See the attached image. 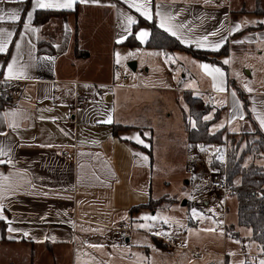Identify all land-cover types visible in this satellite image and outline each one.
<instances>
[{"label": "crops", "instance_id": "0c3cea01", "mask_svg": "<svg viewBox=\"0 0 264 264\" xmlns=\"http://www.w3.org/2000/svg\"><path fill=\"white\" fill-rule=\"evenodd\" d=\"M137 2L148 4L151 19L125 0H89L87 3L75 0L71 8L59 9H37L34 0H0V15L5 17L0 20V29L12 33L7 50L0 53V85L9 88L18 80L20 86L17 94H11L9 102L0 94V150L6 153L0 155V161H4L0 163V205H3L0 215L4 217L0 219V264H151L145 255L147 261L139 260L141 257L136 251L141 252L145 247L150 254L151 248L162 246L163 251H173L179 244L170 247L160 235L146 232L140 225L158 223V211L167 209L181 215V226L187 223L197 229L199 222L195 223L190 216V209L203 212L204 203L214 205L233 196L230 193L224 196L210 185L211 174L217 170L214 167L218 164L217 152L223 149L230 134L238 136L249 132L241 130L245 121L254 129L257 126L264 131L257 118L264 113L258 108L257 101L261 98L249 97L236 80L227 75L229 67L223 61L225 56L219 57L226 65L225 79L217 77L214 81L206 74L207 83L197 82L199 87L176 85L175 81L169 87L181 92L182 99L184 92H190L209 103L212 108L204 119H211L214 112L220 110L218 119L208 130L215 132L224 128V144L188 141L185 129L188 106L184 102V136L170 140L168 156L174 159L170 163L162 160L160 148L153 150V129L138 125L130 117L132 106L120 91L109 89L128 86L110 81V75L102 74L93 64L106 62L112 47H122L120 43L132 32L139 17L154 20L185 46L218 50L228 45L233 15L240 17V13L246 12L243 3L241 0ZM257 6L255 0L251 11L257 12ZM40 10L67 12L36 24V13ZM13 12L19 20L7 18ZM28 12L32 13L30 21ZM158 12L161 15H157ZM128 16L136 21L130 27ZM161 16L172 18L165 27L160 26ZM26 23L36 31L26 29ZM141 31L148 33L143 40L137 36ZM214 32L216 35H211ZM149 33L145 24L136 28L139 47H146L144 43ZM205 36L207 41L202 39ZM49 43L53 53L38 52L43 47L42 50L50 49ZM216 44H220L218 49L214 47ZM13 59L16 69L23 72L19 78L7 76V65ZM199 60L201 65L210 62ZM115 66L112 70L116 72ZM214 83L224 90H217ZM236 86L249 100L254 124L245 118ZM109 116L111 123L101 122ZM222 118L225 124L219 125ZM237 119L240 122H236ZM187 121L190 127L194 125L191 117ZM13 122L16 127L9 126ZM243 141L242 148L246 142ZM63 152L74 155L65 157ZM165 168L174 171L173 175L183 181L188 195L182 205L164 192V186L169 185L167 179L161 180ZM150 199L164 201L153 209H132L147 204ZM185 205H189V212L182 210ZM183 215L188 218L183 219ZM124 222L130 224L132 231L123 237L114 236L111 227ZM9 228L15 231L10 232ZM134 235L151 237L154 241L148 239V245L143 246ZM250 235L256 259L249 260L260 264L264 252L250 240ZM167 246L171 250H167Z\"/></svg>", "mask_w": 264, "mask_h": 264}, {"label": "rangeland", "instance_id": "374dc122", "mask_svg": "<svg viewBox=\"0 0 264 264\" xmlns=\"http://www.w3.org/2000/svg\"><path fill=\"white\" fill-rule=\"evenodd\" d=\"M209 1L215 2V0ZM221 1L226 2L228 0ZM241 3H243L246 12L240 13V17L237 14L233 15L231 35L227 45L228 54L223 58V61H229L225 63L229 67L228 74L221 65H212L210 62L207 64L213 68H219L224 79L227 77L226 74L230 78L233 77L240 88L249 94V97L252 95L253 98H261L257 101L258 108L264 113V0H259V11H262L259 13L251 11L255 7V0H241ZM239 18H241L240 22ZM50 19L51 17L48 21ZM237 25H239V29L233 31ZM89 27L92 26L89 25ZM117 53L119 57H117ZM174 54L175 56L181 54V57H173L163 50L150 47L114 46L106 62L93 64L99 68L102 74H109L108 79L110 81L121 85L124 83L128 86L109 89L114 92L120 91L119 94L124 96L123 99L132 106L129 109L130 117L138 125L149 127L150 130L153 129V150L156 152L160 148L159 151L163 154L162 160H166L167 163L174 160L169 159L168 156L170 140L184 136L182 114L183 109L186 110L182 93L173 91L169 87H172L174 81L176 85L191 87H199L197 82L207 83L205 79L207 75L200 67L201 60L193 58L187 52L176 51ZM118 58L119 63L116 62ZM130 62L135 63V69L129 67ZM114 64L119 71L112 70ZM184 74L185 76L182 77ZM192 75L194 78L191 79ZM248 88L251 91H248ZM236 122L240 121L237 119ZM224 124L225 121L222 118L219 125ZM241 130L249 131L243 132L244 135L247 134V138L246 140L243 139L246 141L244 147H240V151L245 153L242 165H247L250 161L261 163L262 160H258L260 152L253 144L257 138L254 136V128L245 121ZM228 147L229 140L226 141L223 149L217 152L219 154L217 157L218 164H220L219 162L222 164L226 162ZM248 151L249 153H247ZM165 153L167 154L165 157L168 156L167 159L164 158ZM164 171L165 175H162L161 180L167 179L166 181L169 182V185L164 186V192L175 197L177 201L179 200L178 203L182 205L183 201L187 200L188 195L183 189V181L174 176V171L172 172L169 168H165ZM214 172L221 174L220 169ZM204 204L202 206L203 212L197 213L190 209V216L195 220V223L199 222L197 229L192 228L187 223L181 226L179 224L181 215L174 214L173 211L167 209L158 211V223L153 222L151 225H144L143 227L140 225V229L146 232L171 237L180 247L177 246V248L172 249L173 251L160 249L164 246L153 247L150 254L144 249L145 247H142L141 252L136 251L141 257L139 260L147 261L145 255L150 259L151 264H225L226 261L228 264H241L242 261L249 259L255 261V244L250 242L248 238L250 228L238 224L236 198L229 196L225 200L215 202L214 205ZM162 206L163 208L166 207L165 204ZM182 210L189 212V205H185ZM184 218H188V216L185 215L184 217L183 215ZM132 225L135 226L136 224L133 223ZM229 225L234 227L240 239L226 234L225 230ZM207 229L213 230L207 231ZM134 236H137L143 246L148 245V239L154 241L151 237ZM170 247L167 246V250H171ZM191 251L198 252V255L192 256ZM226 255L227 258H225Z\"/></svg>", "mask_w": 264, "mask_h": 264}, {"label": "trees", "instance_id": "16d2710c", "mask_svg": "<svg viewBox=\"0 0 264 264\" xmlns=\"http://www.w3.org/2000/svg\"><path fill=\"white\" fill-rule=\"evenodd\" d=\"M257 13H259V0H257ZM67 11L55 12L54 10H40L36 13L35 23L48 20L53 15H61ZM77 13V9L74 11ZM41 22V23H42ZM147 25L150 29L149 36L144 43V46L156 49H162L168 53H174L176 51H186L190 53L194 58L205 59L212 63L221 65L226 69V65L219 59L221 56H226L228 53V46L223 45L218 50H202L196 49L192 46H185L179 42L174 36H171L159 26L156 25L154 20L148 21L142 17H139L136 24L133 25L132 32L125 38L120 44L129 48L139 47L141 44L136 38L135 31L140 25ZM41 44V43H40ZM41 47V46H40ZM50 49L45 47L38 50L39 53H53L51 44ZM77 50L75 42V51ZM236 94L240 100L242 108L244 110L245 118L254 124L252 118L249 100L238 86L235 87ZM7 91L3 85H0V94ZM183 99L188 106V113L185 115V129L187 139L190 142H202V143H215L224 144L225 129L221 128L215 132H209V125L216 121L219 117L220 110L217 109L213 117L209 120L204 119V116L211 110L212 106L204 102L200 97L192 95L190 92L183 93ZM191 117L194 120V125L189 126L187 118ZM246 135L243 133L230 134L229 135V147L226 154V162L224 164H216L214 167L224 175L227 180L232 183L230 194L236 197L237 200V220L238 224L250 228L251 235L250 240L256 242L261 250L264 252V131L260 130L257 126L254 129V136L257 138L254 143L259 150V158H262L261 163L250 161L247 165H242L243 156L245 153L240 151L241 142L246 140ZM242 150V148H241ZM246 152V150H244ZM249 153V151L247 152ZM246 153V154H247ZM216 162V160H214ZM220 167V168H219ZM163 199L152 200L147 204L134 207L132 209L150 208L153 209L158 203L161 204ZM226 234L237 239L239 235L234 231V227L229 225L226 227ZM225 264H228L227 262ZM243 264H256L250 260H246Z\"/></svg>", "mask_w": 264, "mask_h": 264}, {"label": "snow or ice", "instance_id": "6c2138e0", "mask_svg": "<svg viewBox=\"0 0 264 264\" xmlns=\"http://www.w3.org/2000/svg\"><path fill=\"white\" fill-rule=\"evenodd\" d=\"M75 2V0H34V7L37 9H52V8H71L73 3ZM82 2H89V0H82ZM126 3H129V6L132 8H135L137 12H140L141 15L147 17L148 19H151V15L148 12V4L147 3H138L137 0H125ZM157 15H161L159 12L157 13ZM28 19L29 21L31 20V16L32 13L28 12L27 13ZM5 17L3 15H0V20H3ZM7 18L9 20L12 21H16L19 20L20 17L15 13H11L10 15L7 16ZM172 18L169 16H161V23L160 26L161 27H165L166 24L171 20ZM136 23V21L131 17L128 16L127 17V24L130 27L132 24ZM25 28L29 29L31 31H36V29H31L30 28V24L26 23L25 24ZM239 29V25L236 26V28L233 29V31H237ZM176 33L173 32V35H175ZM148 33L145 31H141L140 33L137 34L138 38L143 40L147 37ZM211 35H216V33H212ZM12 36V33L10 31H7L5 29H0V53L5 52L7 50V45H8V40H10ZM203 41H207V36L202 38ZM118 43L120 42L119 40L117 41ZM198 46L202 47L204 46L202 43H198ZM17 47H19V45H17ZM216 49H218L220 47V44H216L214 46ZM117 57H119V54L117 53ZM117 63L120 62L119 58L116 61ZM229 61L225 60L224 63H228ZM200 67L205 71L206 74L210 75L213 77V80L216 81L217 77H222V73L220 72L219 68H212L211 66L207 65V64H202L200 65ZM7 76L9 78L15 76L17 78L23 76V72L18 71L16 69V61L15 59H13L12 63H9L7 65ZM222 82V81H221ZM215 88H217V90L219 91H223L224 89L219 85V84H215L213 85ZM247 87V86H246ZM248 91H251L250 88H248ZM233 95H235V93H233ZM11 115L15 116V113H12ZM260 121V125L262 128H264V116H260L257 117ZM205 119H210V117H205ZM241 119H243V116H241ZM103 123H111L112 122V118L111 116L108 117L107 120L105 121H101ZM10 127H16L17 125L13 122L9 125ZM195 126V125H194ZM135 139H137L138 142L143 143V141H140L138 137H136ZM0 155H6V153L2 152V150H0ZM0 163H4V161H0ZM3 205H0V210H2ZM0 219H4V217L2 215H0ZM151 219H156V217H151ZM144 225H141V227H143ZM213 229H207V231H212ZM9 231H15V229L9 228ZM25 235H27V233H25ZM241 264H243V261L241 262ZM260 264H264V260L260 261Z\"/></svg>", "mask_w": 264, "mask_h": 264}, {"label": "built area", "instance_id": "2783aa9c", "mask_svg": "<svg viewBox=\"0 0 264 264\" xmlns=\"http://www.w3.org/2000/svg\"><path fill=\"white\" fill-rule=\"evenodd\" d=\"M114 70L119 71L117 66L114 67ZM6 90L7 91H5L2 94V97L5 101L9 102L11 100V96H12L11 94L12 93L17 94L20 90L18 80H14L11 86L9 88H6ZM73 155L74 153L63 152V156L65 157H72ZM210 185L214 189H217L219 192H221L224 196L230 193V190L232 187V183H230L224 175L217 173V172H214L211 174ZM111 229H112L113 235L116 237L126 236L132 231V228L128 222H124L120 225L112 226ZM160 238L167 245L171 247L176 246L175 242L173 241L171 237L160 236ZM191 254L194 256H197L198 252L192 251Z\"/></svg>", "mask_w": 264, "mask_h": 264}, {"label": "water", "instance_id": "95a60500", "mask_svg": "<svg viewBox=\"0 0 264 264\" xmlns=\"http://www.w3.org/2000/svg\"><path fill=\"white\" fill-rule=\"evenodd\" d=\"M129 67L132 68V69H135V63L134 62H130L129 63Z\"/></svg>", "mask_w": 264, "mask_h": 264}]
</instances>
